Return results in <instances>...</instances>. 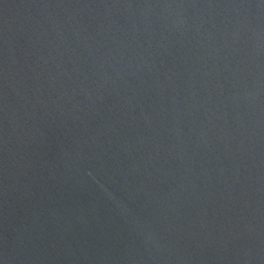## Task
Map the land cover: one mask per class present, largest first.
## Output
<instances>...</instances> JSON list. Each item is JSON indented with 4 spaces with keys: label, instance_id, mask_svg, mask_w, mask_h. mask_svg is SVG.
<instances>
[{
    "label": "water",
    "instance_id": "95a60500",
    "mask_svg": "<svg viewBox=\"0 0 264 264\" xmlns=\"http://www.w3.org/2000/svg\"><path fill=\"white\" fill-rule=\"evenodd\" d=\"M0 264H264V0H0Z\"/></svg>",
    "mask_w": 264,
    "mask_h": 264
}]
</instances>
